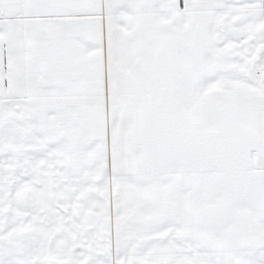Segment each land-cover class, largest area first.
Listing matches in <instances>:
<instances>
[{"label":"snow or ice","instance_id":"snow-or-ice-1","mask_svg":"<svg viewBox=\"0 0 264 264\" xmlns=\"http://www.w3.org/2000/svg\"><path fill=\"white\" fill-rule=\"evenodd\" d=\"M0 264H264V0H0Z\"/></svg>","mask_w":264,"mask_h":264},{"label":"crops","instance_id":"crops-1","mask_svg":"<svg viewBox=\"0 0 264 264\" xmlns=\"http://www.w3.org/2000/svg\"><path fill=\"white\" fill-rule=\"evenodd\" d=\"M181 3H182V0H181Z\"/></svg>","mask_w":264,"mask_h":264}]
</instances>
